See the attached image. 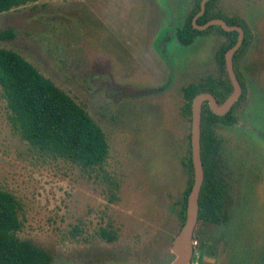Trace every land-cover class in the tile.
Instances as JSON below:
<instances>
[{
  "label": "rangeland",
  "instance_id": "374dc122",
  "mask_svg": "<svg viewBox=\"0 0 264 264\" xmlns=\"http://www.w3.org/2000/svg\"><path fill=\"white\" fill-rule=\"evenodd\" d=\"M194 2L36 0L0 15V32H15L0 48L22 55L85 108L110 146L94 170L41 154L13 132L0 87V189L22 204L21 239L52 264L175 260L192 127L183 88L225 77L216 54L228 41L217 27L189 46L178 41ZM216 10L244 20L250 43L236 63L245 83L237 121L214 126L231 188L227 219L196 232L222 239L217 264H264V0H219ZM101 229L117 240H104ZM200 254L195 248L191 264Z\"/></svg>",
  "mask_w": 264,
  "mask_h": 264
},
{
  "label": "trees",
  "instance_id": "16d2710c",
  "mask_svg": "<svg viewBox=\"0 0 264 264\" xmlns=\"http://www.w3.org/2000/svg\"><path fill=\"white\" fill-rule=\"evenodd\" d=\"M201 1L196 0L194 9L185 25L178 29V40L184 45H191L202 32L192 25L194 16L201 9ZM36 0H0V15L25 7ZM217 0L207 4V10L198 21L205 24L215 18H223L230 25H239L245 31V40L234 60L243 53L250 43L247 23L240 19H228L214 11ZM215 27H211L209 30ZM221 33L228 41L218 50L216 58L225 77L220 80L209 78L207 82L191 84L183 89V115L192 118V102L200 93L210 92L219 102H223L233 92L229 78L225 55L237 43L238 32ZM208 30V31H209ZM15 38L11 29L0 32L1 40ZM241 81L240 76L237 74ZM0 87L7 104V120L13 132L29 143L41 154L55 159H62L85 170L102 167L110 153L108 138L85 108L60 89L52 80L45 77L32 63L19 53L0 48ZM242 99L237 103L239 104ZM237 106V105H236ZM226 116L215 115L208 104L203 106L201 151L205 171V180L200 194V223L220 225L227 219L226 206L231 198L230 185L222 170L220 143L214 126L218 123L234 125L235 108ZM188 155L182 165L189 174L187 190L179 203V218L184 223L187 200L194 183L191 134ZM22 204L11 192L0 189V264H52L51 257L42 248L31 241L22 240L19 233L23 229L21 218ZM197 225V227H198ZM197 231V228H196ZM195 231L194 240L198 239ZM100 236L108 242L117 240L115 233L101 229Z\"/></svg>",
  "mask_w": 264,
  "mask_h": 264
},
{
  "label": "water",
  "instance_id": "95a60500",
  "mask_svg": "<svg viewBox=\"0 0 264 264\" xmlns=\"http://www.w3.org/2000/svg\"><path fill=\"white\" fill-rule=\"evenodd\" d=\"M210 0H203L201 10L193 20L194 28L204 31L212 26H220L225 32H238L237 43L225 55L227 72L233 84V92L228 99L219 104L213 94L205 92L197 95L192 102V127H191V147L194 167V183L187 200L186 218L184 224L173 240L172 250L176 258L172 264H191L194 255V234L199 221V200L202 186L205 180V171L201 151L202 134V112L205 102L209 103L211 111L217 116H225L231 112L235 104L242 96V86L237 78L234 69V56L244 43L245 31L237 25H229L223 19H214L205 25H198L197 20L205 14L206 5Z\"/></svg>",
  "mask_w": 264,
  "mask_h": 264
},
{
  "label": "flooded vegetation",
  "instance_id": "af4514ba",
  "mask_svg": "<svg viewBox=\"0 0 264 264\" xmlns=\"http://www.w3.org/2000/svg\"><path fill=\"white\" fill-rule=\"evenodd\" d=\"M203 1V0H202ZM202 1H201V3H202ZM211 1V0H210ZM209 1V2H210ZM218 1L219 0H217V2H216V4H215V7H214V11L215 12H217V13H220V14H223L221 11H219V10H216V8H217V3H218ZM208 2V3H209ZM195 3H196V0H195V2H194V6H195ZM207 3V4H208ZM194 9V8H193ZM201 10V9H200ZM206 10H207V5H206ZM193 11V10H192ZM192 11L188 14V16L186 17V19H185V22H184V24L181 26V27H179L178 29H180V28H182L184 25H185V23H186V21H187V19H188V17H189V15L192 13ZM200 12V11H199ZM198 12V13H199ZM198 13L194 16V18L198 15ZM206 13V12H205ZM205 15V14H204ZM204 15H202L201 17H203ZM223 16H224V14H223ZM201 17H199L198 18V20H197V24L198 25H205V24H199L198 23V21H199V19L201 18ZM225 18H227L226 16H224ZM194 18H193V20H194ZM215 19H223V18H215ZM228 19H235V18H228ZM193 20H192V25H193ZM212 20H214V19H212ZM223 20H225V19H223ZM211 21V20H210ZM226 21V20H225ZM209 22V21H208ZM207 22V23H208ZM227 22V21H226ZM228 23V22H227ZM230 25V24H229ZM237 26H239V25H237ZM193 27H194V25H193ZM212 27H220V26H212ZM241 27V26H240ZM211 28V27H210ZM210 28H208L207 30H204V31H200V30H198V29H196V28H194L195 30H198V31H200V32H202V34H206L207 32H208V30L210 29ZM221 28V27H220ZM178 29H177V31H178ZM177 31H176V37H177V39H178V36H177ZM201 35V34H200ZM199 36V35H198ZM197 37V36H196ZM195 40V39H194ZM245 40V39H244ZM179 41V40H178ZM180 42V41H179ZM181 43V42H180ZM182 44V43H181ZM182 45H184V44H182ZM184 46H189V45H184ZM162 48V47H161ZM241 49V48H240ZM164 51H165V49H164ZM238 53V52H237ZM236 53V54H237ZM236 54H235V56H236ZM166 55V54H165ZM217 55V54H216ZM235 56H234V58H235ZM240 57V56H239ZM238 57V58H239ZM217 59V58H216ZM238 60V59H237ZM237 60H234V69H235V72H236V75L238 74L239 76H240V78H241V81L239 80V82H240V84H241V86H242V90H243V92H242V96H241V98L238 100V102L242 99V97H243V95L245 94V83H244V81H243V76L240 74V72H239V70L237 69V66H236V63H237ZM217 62H218V60H217ZM226 62V61H225ZM219 64V63H218ZM226 69H227V67H226ZM209 78H213V77H209ZM209 78H207L204 82H207V80L209 79ZM230 78V77H229ZM237 78H238V76H237ZM215 79V78H214ZM170 82L171 81H169V83H168V85H167V87H169L170 86ZM233 85V84H232ZM188 87V86H187ZM186 88V87H185ZM184 89V88H183ZM233 90H234V88H233ZM205 93V92H204ZM208 93H210V92H208ZM212 94V93H211ZM232 94V93H231ZM230 94V95H231ZM229 95V96H230ZM184 96V95H183ZM228 96V97H229ZM214 97L216 98V100L218 101V103L219 104H223L227 99H228V97H227V99H225L223 102H219V100H218V98L214 95ZM244 98H245V96H244ZM243 98V99H244ZM243 101V100H242ZM241 101V102H242ZM237 102V103H238ZM240 102V103H241ZM235 104V106L237 105H239V104ZM205 104H208L209 105V103L208 102H205L204 103V105ZM203 105V106H204ZM234 106V107H235ZM237 106H236V108H237ZM210 107V106H209ZM234 107H233V109H234ZM235 108V109H236ZM232 109V110H233ZM231 110V111H232ZM229 114V113H228ZM226 116V115H225ZM237 121V120H236ZM236 123V122H235ZM226 125V124H225ZM224 173V172H223ZM225 174V173H224ZM225 178H226V176H225ZM230 190H231V188H230ZM204 224H206V225H211V227H214V226H216V227H218L219 225H217V224H215V223H204ZM197 236H199L198 235V232H197ZM200 237V236H199ZM212 237V236H211ZM211 238L206 234L205 236H204V232H203V236H202V238L200 237V240H201V242L199 243V241L198 240H196L197 241V247H194V252H195V248H198V250L200 251V256H199V258H198V261H197V264H204V263H208V264H217V262H218V260H219V257L223 254V250H224V247H223V241H222V239L221 238H219V240L218 239H215L214 237H212V241L210 240ZM213 253H215V258L212 256V254Z\"/></svg>",
  "mask_w": 264,
  "mask_h": 264
},
{
  "label": "built area",
  "instance_id": "2783aa9c",
  "mask_svg": "<svg viewBox=\"0 0 264 264\" xmlns=\"http://www.w3.org/2000/svg\"><path fill=\"white\" fill-rule=\"evenodd\" d=\"M196 244H197V241L194 240V241H193V246H196Z\"/></svg>",
  "mask_w": 264,
  "mask_h": 264
}]
</instances>
